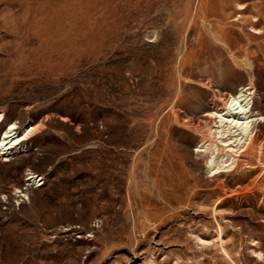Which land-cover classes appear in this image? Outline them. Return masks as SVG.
Listing matches in <instances>:
<instances>
[{
  "label": "rangeland",
  "instance_id": "obj_1",
  "mask_svg": "<svg viewBox=\"0 0 264 264\" xmlns=\"http://www.w3.org/2000/svg\"><path fill=\"white\" fill-rule=\"evenodd\" d=\"M12 124L0 264H264V0H0Z\"/></svg>",
  "mask_w": 264,
  "mask_h": 264
},
{
  "label": "bare ground",
  "instance_id": "obj_2",
  "mask_svg": "<svg viewBox=\"0 0 264 264\" xmlns=\"http://www.w3.org/2000/svg\"><path fill=\"white\" fill-rule=\"evenodd\" d=\"M248 94H250V91H248V86H241L238 92L235 94H229L226 99L224 109L214 112L215 117L218 119L217 122L222 123L223 121H229L234 127L233 133L234 135H237L235 140L240 145L238 148L240 151L244 149V147L253 137V131L249 129L253 119L250 118L251 114H249L250 102L248 101ZM14 128L15 124H12L4 131L0 142V149L2 152L8 151L21 140L27 138L33 130V127L26 129L23 135L19 137L13 131ZM29 174L28 180H32V182L37 183V175L35 176L33 173Z\"/></svg>",
  "mask_w": 264,
  "mask_h": 264
}]
</instances>
